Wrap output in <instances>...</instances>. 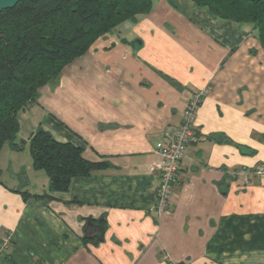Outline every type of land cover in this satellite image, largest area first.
I'll return each mask as SVG.
<instances>
[{"label":"crops","instance_id":"0c3cea01","mask_svg":"<svg viewBox=\"0 0 264 264\" xmlns=\"http://www.w3.org/2000/svg\"><path fill=\"white\" fill-rule=\"evenodd\" d=\"M201 90L174 196L159 213L156 146ZM18 120V143L43 127L109 168L45 203L37 197L49 178L33 168L28 144H5L0 241L10 247L0 264H264L255 174L264 164V48L255 30L215 21L191 0H154L42 87Z\"/></svg>","mask_w":264,"mask_h":264},{"label":"trees","instance_id":"16d2710c","mask_svg":"<svg viewBox=\"0 0 264 264\" xmlns=\"http://www.w3.org/2000/svg\"><path fill=\"white\" fill-rule=\"evenodd\" d=\"M191 1L215 21L255 30L264 48V0ZM153 6L154 0H25L0 13V151L7 143L16 151L28 144L33 168L49 178L48 192L37 197L43 202L109 165L86 160L83 148L56 140L43 127L18 143V114L38 103L42 87L58 85L63 70L98 39Z\"/></svg>","mask_w":264,"mask_h":264},{"label":"built area","instance_id":"2783aa9c","mask_svg":"<svg viewBox=\"0 0 264 264\" xmlns=\"http://www.w3.org/2000/svg\"><path fill=\"white\" fill-rule=\"evenodd\" d=\"M206 94L205 90L197 91L185 107L183 120L173 136H169L166 142L156 146L155 152L161 157L160 188L157 193L158 212H166L170 199L174 196V186L177 183V173L185 156V151L193 137L195 119L199 107ZM256 176L264 182V164L255 170ZM10 240L3 239L0 245V256L6 254ZM166 259V257H165Z\"/></svg>","mask_w":264,"mask_h":264},{"label":"water","instance_id":"95a60500","mask_svg":"<svg viewBox=\"0 0 264 264\" xmlns=\"http://www.w3.org/2000/svg\"><path fill=\"white\" fill-rule=\"evenodd\" d=\"M21 1L25 0H0V13L5 10H10L18 5ZM31 1V0H26Z\"/></svg>","mask_w":264,"mask_h":264}]
</instances>
